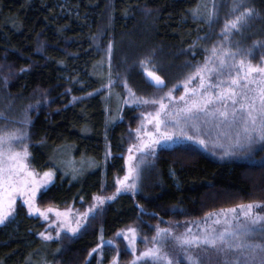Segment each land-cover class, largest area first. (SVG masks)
<instances>
[{
	"label": "trees",
	"instance_id": "obj_1",
	"mask_svg": "<svg viewBox=\"0 0 264 264\" xmlns=\"http://www.w3.org/2000/svg\"><path fill=\"white\" fill-rule=\"evenodd\" d=\"M246 1L256 16L244 34L248 46L264 42V0ZM199 3L0 0V92L33 107L31 149L40 133L50 139L63 136L85 118L104 123V93L98 92L104 87L97 74L105 69L102 52L109 45L111 82L126 78L138 94L157 91L146 70L155 71L168 86L192 73L205 61L207 47L220 38L212 31L215 24L193 17ZM138 121L137 111L127 113L125 123L114 129V142L123 139L125 147ZM252 158L220 161L192 148L161 149L140 172L137 193L117 196L78 236L65 238L54 264H93L89 254L98 233L113 234L122 213L151 236L149 224L156 218L181 224L233 206L264 204V147ZM226 194L233 198L219 200ZM38 229L39 219L19 203L15 218L0 228V264L23 260L36 246Z\"/></svg>",
	"mask_w": 264,
	"mask_h": 264
},
{
	"label": "rangeland",
	"instance_id": "obj_2",
	"mask_svg": "<svg viewBox=\"0 0 264 264\" xmlns=\"http://www.w3.org/2000/svg\"><path fill=\"white\" fill-rule=\"evenodd\" d=\"M234 3H242L243 6L249 7L246 0H200L197 10L193 13V17L198 20L210 21L213 25L215 24L212 31H218L220 37L218 40H214L211 46L209 45L210 48L209 46L207 47V57H211L214 61L215 57L211 56L212 48L228 47L237 53V60L243 58L246 62H251L253 65L264 64V42L258 41L248 46L243 42L245 31L256 17L253 13L247 23L239 30H233L228 33V40H224L225 34L222 30L226 21L234 18V15L239 14V11L242 10L237 9L234 13ZM209 13H211V20L208 18ZM98 47L102 48L100 45ZM112 53L111 48L109 54V46L103 49L102 61L105 64V69L100 67L97 74V79L101 80V82L99 81L100 85L104 87L101 91H98L104 93V123L100 124L92 121L90 118L84 117L85 119L79 125L73 127V130L69 131L66 135L52 137L51 139L41 133L35 135L36 144L32 145V149L30 142V125L32 124L30 110L33 107H26L21 100L11 99L0 92V114H2L0 115V132L22 130L26 133L23 141H13L14 149L22 151L23 145H27L29 154L25 158V163L28 169L36 174L37 180L42 179L45 172L52 173L51 180L38 189L35 202L40 209L43 210L51 207L53 211L47 213L48 219L40 216L39 213L29 214L31 217L39 219V225L42 226V229L34 232L36 240L35 248L17 264H54L55 258L61 251L62 241L65 238L78 236L86 228L90 219L102 212L106 205L115 200L117 196L121 194L135 195L137 193L140 175L135 191L116 193V181L122 179L127 173L128 166L126 160L129 156L128 148L133 144L139 145L140 143L137 139V130H141L142 137L144 136V132L159 135L155 131L154 124H149L146 119L149 112L154 114L159 109V104H145L142 102L143 99L151 101L163 98V102L168 105L166 111H174L177 107H182L184 104L179 99L181 95H185L184 82L190 74L195 72L197 67L180 82L174 83L171 86L167 85L164 89H157L156 92L138 94L127 82L126 78H119L109 84V80L112 81L113 71L111 64ZM147 63L149 61L145 64ZM204 63L205 61L199 66H203ZM148 71L146 70V72ZM210 79L215 82V75H212ZM198 84L199 77L197 76L188 86L189 88H195ZM169 91H171V98L168 96ZM187 95L191 96V93ZM135 111H137L139 121L135 129L129 130L126 136V146L123 147V139L117 138L114 142V129L125 123L127 113L133 114ZM162 119L166 120L168 130L174 132L175 135H173L172 140L161 141L160 144L153 146L154 155L148 154V150L133 153L137 158L133 161V164L143 159V163H140L139 167L140 172L144 167L153 163L158 152L163 148L186 147L201 151L209 157L220 161L248 162L253 161L252 157L264 147V143L258 140L250 146H235L237 132L240 129L229 127L227 124H218L217 120L212 117L206 118L203 114H200L199 119L196 121L199 131H196L191 125L182 127L188 135L204 139L205 144H200L197 139H187L186 136L180 134V128L172 127L170 120H167L163 116ZM163 130L164 125H161V131ZM144 139H147V137H144ZM122 173L123 175L120 176ZM114 183L116 186L113 191L109 193L104 192L107 188L111 189ZM94 196H114V199H105L103 204H98L93 199ZM231 198H233L231 194H226L219 200L226 199L228 201ZM24 199V197L19 195L16 196V203L14 205L16 211L4 223H0V228L15 218L19 203L24 205L28 211V206L23 202ZM253 204L259 205V207H254L252 214L264 216V204ZM92 205H96V207L92 211H89ZM230 208H236V212L229 213L227 217L231 225L237 223L236 218L240 222L245 220L238 206ZM57 211L61 213L65 211L69 212V217L73 221L77 218L81 219V227L75 234L68 232L66 228L58 229V225L63 222V218L56 216L55 213ZM220 211L214 213H220ZM85 212H88V216L86 218L81 217L80 214ZM217 219H219L220 223H216ZM224 220L225 217L223 215H208L200 221H187L178 224L163 218H156L154 222L149 224L153 230V234L147 236L142 231L138 221H132L130 216L122 213L113 234L104 230L98 233L93 246L95 251H91L89 261L93 258V264H113L115 259L116 264H132L140 252L153 247L155 243L156 246H162V251L168 254V258L173 261V264H188L187 254L189 253L194 255L199 254L201 264H223L225 260L233 259V252H229L227 256L224 253H217L211 248L207 252H201L198 248H189L177 244L172 237L182 234L202 236L213 229L220 231L225 227H230V225L224 223ZM262 225H264V221H258L254 225L257 231L246 238L248 242L264 243V228L261 227ZM130 227L136 229L135 256L133 255L132 248L129 247V241L124 239L125 234L131 238V234L127 233V229ZM157 228L169 229L168 238L158 239L156 242H153V237L157 236ZM57 231L60 232L59 236H57ZM40 233L51 234L52 239L45 240ZM118 233L119 235H117ZM123 254H126L127 260ZM136 264H144V261L137 260ZM148 264H152V262L149 260ZM257 264H259V255L257 256Z\"/></svg>",
	"mask_w": 264,
	"mask_h": 264
},
{
	"label": "snow or ice",
	"instance_id": "obj_3",
	"mask_svg": "<svg viewBox=\"0 0 264 264\" xmlns=\"http://www.w3.org/2000/svg\"><path fill=\"white\" fill-rule=\"evenodd\" d=\"M237 9L242 10L239 11V14L234 15V18L228 19L222 30L225 34V41L229 38L228 33L239 30L247 23L253 13L251 8L243 6L242 3L233 4L234 13ZM208 18L211 20V13H209ZM110 52L111 45H109V54ZM211 56L215 57L214 61L211 57H206L204 65L197 67L195 72L185 80V95L179 97L184 102L182 107H177L174 111H166L168 105L163 102V98L151 101L142 100L145 104H159V109L154 114L149 112L146 118L149 124H154L155 131L159 135L144 132L142 137L141 130H137V139L140 143L139 145L133 144L128 148L127 173L122 179L116 181V193L135 191L137 188L140 175L139 167L140 163H143V159L133 164V161L137 159L133 155L134 152L148 150V154L154 155L153 146L160 144L161 141L173 139L175 133L168 130V123L162 119V116L171 121L173 128H180L181 135L186 136L189 140L197 139L200 144H205V140L194 135H188L182 127L191 125L192 128L199 131L196 121L200 114L206 118H214L218 124H227L229 127L239 128L240 131L237 132L235 141L237 147L250 146L257 140L264 143V64L253 65L243 58L237 60V53L228 47L219 49L213 47ZM141 63L143 64L144 61ZM147 75L156 82L157 86L163 85L164 81L155 72L148 71ZM212 75L216 77L215 82L210 79ZM197 76L199 77V84L195 88H189L188 85ZM110 83L111 80H109ZM188 93H191V96L187 95ZM168 96L171 98V91H169ZM161 125H164L163 131H161ZM25 135L26 133L22 130L0 132V223H4L16 211L14 205L17 195L25 198L23 202L28 206L29 214L39 213L40 216L48 219L47 213L53 211L51 207L42 210L37 207L35 202L38 189L51 180L52 173L45 172L43 178L37 180L36 174L30 171L25 163V158L29 154L27 145H23L22 151H16L13 147V141H23ZM93 199L98 204H103L105 199H114V196H94ZM95 207L96 205H92L89 211ZM238 207L245 217L243 222L234 217L237 219V223L231 225L227 217L229 213H235L236 208L222 209L220 213H211L209 216L223 215L225 217L224 223L230 227H225L220 231L213 229L202 236L182 234L172 237V239L181 246L198 248L201 252H207L209 248L217 253H224L225 256L229 252H233V259L225 260L223 264H257L258 255L259 264H264V243L246 240L247 237L257 231L254 225L258 221H264V216L252 214L253 208L259 207V205L250 203ZM55 214L58 218H63L58 229L66 228L68 232L75 234L81 227V219L77 218L73 221L67 211L63 213L57 211ZM80 215L86 218L88 212ZM216 223H220L219 219L216 220ZM261 227L264 228V225ZM156 231L157 236L153 237V242L158 239H167L170 232L169 229L160 228H157ZM127 233L131 234V238L125 234L124 239L129 241V247L132 248L135 256L136 229L130 227L127 229ZM40 235L45 240L52 239L51 234L40 233ZM59 235L60 232L57 231V236ZM137 260H143L144 264H148L149 260L152 264H173V261L168 258V254L162 251V246H156L155 243L153 247L140 252L132 264H136ZM187 261L188 264H201L199 254H187ZM113 264H116L115 259Z\"/></svg>",
	"mask_w": 264,
	"mask_h": 264
},
{
	"label": "water",
	"instance_id": "obj_4",
	"mask_svg": "<svg viewBox=\"0 0 264 264\" xmlns=\"http://www.w3.org/2000/svg\"><path fill=\"white\" fill-rule=\"evenodd\" d=\"M158 75V74H157ZM145 76H146V78L149 80V82L154 86V87H156L157 89H164L166 86H167V82L165 81V79H163L160 75V77H161V79L164 81V83H163V85H159V86H157V84H156V82L151 78V77H149L148 75H147V73L145 74Z\"/></svg>",
	"mask_w": 264,
	"mask_h": 264
}]
</instances>
